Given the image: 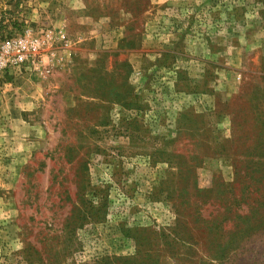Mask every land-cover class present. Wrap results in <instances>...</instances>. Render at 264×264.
<instances>
[{
  "label": "rangeland",
  "instance_id": "374dc122",
  "mask_svg": "<svg viewBox=\"0 0 264 264\" xmlns=\"http://www.w3.org/2000/svg\"><path fill=\"white\" fill-rule=\"evenodd\" d=\"M28 27L73 48L0 76V264H264V0H0Z\"/></svg>",
  "mask_w": 264,
  "mask_h": 264
},
{
  "label": "built area",
  "instance_id": "2783aa9c",
  "mask_svg": "<svg viewBox=\"0 0 264 264\" xmlns=\"http://www.w3.org/2000/svg\"><path fill=\"white\" fill-rule=\"evenodd\" d=\"M72 46L65 30L50 27H28L19 34L4 36L0 39V76L25 70L47 78L55 67L64 66L70 59Z\"/></svg>",
  "mask_w": 264,
  "mask_h": 264
},
{
  "label": "crops",
  "instance_id": "0c3cea01",
  "mask_svg": "<svg viewBox=\"0 0 264 264\" xmlns=\"http://www.w3.org/2000/svg\"><path fill=\"white\" fill-rule=\"evenodd\" d=\"M231 58H230V64L232 67L239 69L238 67L242 66V62H243V56L241 55L242 51L237 50V49H233V52H231ZM222 78V74L221 77L219 78V83L223 80ZM223 85H221L222 87ZM223 88V87H222Z\"/></svg>",
  "mask_w": 264,
  "mask_h": 264
}]
</instances>
